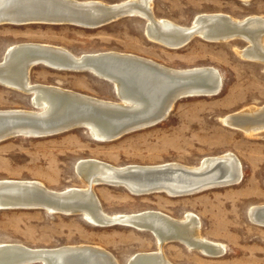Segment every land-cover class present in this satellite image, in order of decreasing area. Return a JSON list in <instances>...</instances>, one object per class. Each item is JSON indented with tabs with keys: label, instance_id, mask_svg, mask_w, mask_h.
Returning a JSON list of instances; mask_svg holds the SVG:
<instances>
[{
	"label": "rangeland",
	"instance_id": "374dc122",
	"mask_svg": "<svg viewBox=\"0 0 264 264\" xmlns=\"http://www.w3.org/2000/svg\"><path fill=\"white\" fill-rule=\"evenodd\" d=\"M98 1L111 4L124 0ZM152 11L157 18L189 26L200 14L222 13L236 19L264 17V0H152ZM144 28L145 20L137 16L98 28L0 25V60L11 45L38 43L64 48L76 56L120 52L170 69L211 67L222 79L218 94L181 98L162 122L114 141L98 142L80 128L47 137L19 136L2 141L0 180H34L49 190L62 191L83 186L74 171L81 159L113 166L177 162L193 167L204 157L231 153L242 167V179L235 185L174 197L166 193L137 196L124 188L105 185L94 186V192L108 215L152 210L181 219L192 213L200 222V235L225 247L222 255L209 257L177 242L165 243L163 252L173 264H264V227L247 216L251 206L264 204V131L249 137L221 121L243 108L264 104V64L237 54L248 45L243 39L218 43L193 37L174 49L150 40ZM29 77L32 83L119 101L110 82L88 72L57 71L37 65L31 68ZM4 109L38 110L32 109L27 94L0 85V110ZM1 243L28 248L96 245L112 254L119 264H125L134 253L157 248L149 232L121 225L96 226L80 215L42 209H0Z\"/></svg>",
	"mask_w": 264,
	"mask_h": 264
},
{
	"label": "bare ground",
	"instance_id": "6f19581e",
	"mask_svg": "<svg viewBox=\"0 0 264 264\" xmlns=\"http://www.w3.org/2000/svg\"><path fill=\"white\" fill-rule=\"evenodd\" d=\"M68 1L77 6H89L88 15H97L98 8L132 4L130 11L147 17L151 28L146 33L148 38L168 48L182 47L171 46L170 43L184 34L218 43L243 39L248 45L242 50L237 49V54L245 60L264 64V17L261 16L250 15L236 19L222 13L200 14L189 26H181L155 17L152 0H124L111 4L98 0ZM45 5H48L47 0H0V15L10 14L16 17L21 11ZM37 65L57 71L88 72L110 82L119 101L101 100L53 85L32 83L29 73ZM0 70V85L27 94L30 96V103L35 106L32 109H38L0 110V120H7L4 124L0 122V132L7 130L8 133L21 134L8 139L19 136L41 138L80 128L87 130L98 142H110L162 122L178 97L184 94L181 98L213 96L219 93L222 86L219 72L211 67L170 69L149 59L120 52L76 56L64 48L38 43L9 46L0 60ZM263 110L264 104L243 108L224 116L221 121L249 137L259 135L258 133L264 131V117L261 115ZM164 169L168 170L161 177L164 179L134 180L135 174H145L139 170ZM74 171L83 186L62 191L49 190L34 180H0L12 183L0 186V203L12 205L24 200L29 204V199L35 198L43 205L40 209L47 213H53L54 205L70 204L72 210L82 211V219L92 225H96L92 222L94 218H99L105 224L96 226L121 225L149 232L154 237L157 248L154 251L134 253L125 264H173L163 252V245L168 242H177L189 250L209 257L220 256L225 252L222 244L209 241L200 235V222L192 213L184 214L181 219L152 210L116 215L104 213L94 192V184L123 188L118 186L123 183L126 191L137 196L150 193H166L172 197L195 194L238 184L242 179V167L235 155L223 153L204 157L193 167L177 162L113 166L96 159H81L75 163ZM184 172L205 174L195 179ZM118 175L126 177L123 179ZM61 192H65L61 199L53 197L59 196ZM247 216L254 224L264 227V204L251 206ZM1 247L3 249H0V258L16 255L20 251L49 253L51 249L60 248L51 255L49 264H119L112 254L96 245L28 248L20 244L1 243Z\"/></svg>",
	"mask_w": 264,
	"mask_h": 264
},
{
	"label": "water",
	"instance_id": "95a60500",
	"mask_svg": "<svg viewBox=\"0 0 264 264\" xmlns=\"http://www.w3.org/2000/svg\"><path fill=\"white\" fill-rule=\"evenodd\" d=\"M48 5H45L44 7L41 6V8H36L32 10H25L17 13L16 17H12V15H0V25L4 24H15L19 23L20 25L25 24H48V25H78V26H84L85 28H98L101 26H105L107 24H110L112 22L118 21L122 18L126 17H141L145 20V28L144 33H149L150 26L149 22L147 20V17L144 15H140L136 12L130 11L133 8L132 4H119L118 6H115L114 8H98V14L97 15H88V7L87 5L83 6H77L73 3H70L68 0H47ZM86 13V15H83ZM16 18V19H12ZM82 24V25H81ZM84 24V25H83ZM177 41L174 40L172 43H170L171 46H184L186 45L192 38L187 36V34L178 37ZM165 39V38H164ZM166 40V39H165ZM166 44V43H164ZM1 71V70H0ZM0 76H2L0 74ZM2 78V77H1ZM185 95V94H184ZM184 95L178 97L175 99L177 101ZM174 101V102H175ZM32 107H35L31 103ZM264 117V110L262 112ZM7 120L3 119L0 120L2 124L6 123ZM7 133V134H5ZM21 135L20 133H8V131H2L0 132V141L6 140L9 137ZM168 170H139V172H144V175L141 174H135L134 180L139 179H164L163 177L165 173H167ZM183 172V171H179ZM188 174V176L197 179L200 176H203L205 172H184ZM119 178H125L126 175H118ZM167 178V177H166ZM12 184L7 181H0L1 185H8ZM101 184V183H100ZM99 183H95L94 186L100 185ZM112 184V183H111ZM21 185V184H19ZM118 186H122L125 188V184L119 183ZM65 192H61L59 196H53L57 197L58 199H61L60 197H63V194ZM144 191L141 193L143 194ZM67 195V194H65ZM50 197V196H49ZM32 199V200H31ZM24 201V200H23ZM18 204H12V205H2L0 203V209L2 208H18V209H40L43 208L41 206L42 203L35 198H30L29 201L31 203H25V201ZM54 211L53 213H61V214H67V215H80L82 214V211H78L77 209H73L70 207V204L65 205H54L53 206ZM96 225H103V221H101L99 218H94L92 221ZM112 224V223H110ZM114 224V223H113ZM146 229V228H144ZM147 230L151 231V229L147 228ZM0 249H3L2 247ZM60 250V248L51 249L47 252H28V251H20V253L12 256H7L0 258V264H49L48 260L51 258V255L57 253L56 251Z\"/></svg>",
	"mask_w": 264,
	"mask_h": 264
}]
</instances>
